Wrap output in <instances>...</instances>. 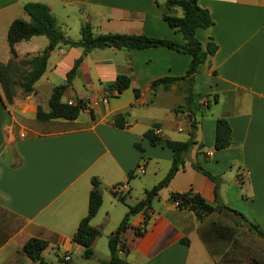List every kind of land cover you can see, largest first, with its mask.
Instances as JSON below:
<instances>
[{
    "label": "crops",
    "instance_id": "0c3cea01",
    "mask_svg": "<svg viewBox=\"0 0 264 264\" xmlns=\"http://www.w3.org/2000/svg\"><path fill=\"white\" fill-rule=\"evenodd\" d=\"M165 2L0 0V63L11 60L6 40L10 24L15 19L29 21L23 10L26 3L45 5L64 41L78 40L60 18L72 7L77 14L73 29L78 33L89 25L94 34L144 35L182 44V35L162 19L163 14L180 17L182 11L166 9ZM198 6L208 11L213 24L196 30L195 37L202 47L213 41L217 49L193 77L190 106L199 107L193 113L195 144L183 168L152 200L146 223L142 213L130 218L121 235L127 253L118 251L124 264H245L243 251L229 250L220 239L225 235L215 231L209 240L211 217L198 221L193 212L177 208L170 199L171 193L192 191L216 205L215 183L193 164L219 180L220 203L244 215L264 234V0H199ZM47 46L44 36L16 43V60L41 55ZM78 59L81 62L62 101L82 100L89 106L72 121H38L36 107L48 111L38 89L47 85L51 93L58 83L53 82L54 76L65 83ZM189 62L187 54L165 48H101L83 53L81 48L58 46L49 52L33 92L16 93L8 104L0 89V264H40L21 252L33 237L47 241L42 257L49 264L55 262L47 255L58 252L69 255V264H100L109 259L108 239L127 213L126 205L144 199L171 166L172 152L152 147L144 133L157 124L155 133L161 138L189 139L183 79ZM119 75L130 79L120 94L108 89ZM161 78L179 80L168 89L160 86L151 91V83ZM123 113L125 127L119 129L114 117ZM217 119L227 121L233 137V144L220 151L213 148ZM139 175L150 179H143L137 189L132 179ZM94 177L103 185L102 203L89 224L100 234L92 243L93 257L85 260L83 247L72 236L87 214ZM115 186L122 187L124 202L112 194Z\"/></svg>",
    "mask_w": 264,
    "mask_h": 264
},
{
    "label": "trees",
    "instance_id": "16d2710c",
    "mask_svg": "<svg viewBox=\"0 0 264 264\" xmlns=\"http://www.w3.org/2000/svg\"><path fill=\"white\" fill-rule=\"evenodd\" d=\"M199 0H166V9L178 8L182 11V16H170L163 14L162 19L166 25L179 32L182 35L183 43L178 44L166 39L150 38L144 35H127L119 33L94 34L89 25H84L80 29V38L77 41L65 40L60 44V39H63V33L57 23L56 18L50 13L48 8L40 3H26L23 5V10L29 17V21L22 19H15L7 30L6 40L11 54V60L3 65L0 63V89L3 96L6 98L5 102L10 104L12 98L16 96L12 88L10 79L15 73L14 66H21L22 80L19 83V88L24 95L33 92L35 83L41 78L46 69V63L49 52L58 46H69L72 48H81L83 53H88L94 49L114 48L118 50L136 51L149 48H165L177 52H182L190 57L188 68L183 79L186 81V103L188 105L190 128L189 139L186 141H170L159 137L155 130L158 125L154 124L152 128L144 133V137L149 141L152 147H162L169 149L172 152L171 166L165 177L154 185L151 189L145 192L144 199L140 200L133 206L126 205L128 210L117 229L111 234L108 239V249L110 257L107 261L100 264H124V260L118 255V251L127 253L126 247L121 241V235L129 227V220L131 217L142 213L145 217L144 223L147 221L146 211L150 209L152 200L158 196L160 190L167 187L169 182L175 174L183 168L185 158L194 142L195 121L193 120V113L199 107L190 106L192 99V84L193 77L197 73L200 65L204 64L206 60L212 56L217 47L213 41L202 47L200 42L195 37V32L198 29H206L213 24V21L208 11L198 6ZM35 36H44L48 40V46L45 51L38 56L16 61V53L14 45L21 41H28ZM81 59L74 62L71 70L66 74V81L64 84L56 86L52 89L48 100V111H44L41 106L36 107L35 118L38 121L46 122L54 119H64L67 121L75 120L80 112L86 109L85 102L77 100L73 105H68L62 101L65 91L69 88ZM179 79L161 78L153 81L150 85L151 91H155L157 87L168 89L174 82ZM130 85V79L126 75H119L115 81L108 86L110 91H116L118 94L125 91ZM135 96L138 97V90H134ZM207 108L209 102H207ZM126 113L118 114L114 117V126L123 129L125 123ZM233 144L232 132L229 124L225 119H217L215 121V136L213 148L215 151H220L230 147ZM135 148L141 151L138 144ZM139 165H137L138 167ZM193 168L215 183L214 196L216 205L207 203L199 194L188 191L185 193H171L170 199L177 202V208L186 209L195 215L198 221H202L216 211L222 210L237 216L241 221L245 222L251 229L255 230L256 234L264 242V234L253 223L249 222L241 213L228 208L220 203L217 189L219 180L213 177L210 173L204 170L197 164H193ZM132 172L128 173L129 179L132 178ZM91 190L88 196L87 214L79 222L76 232L72 236L73 242L83 247L82 257L89 260L93 257L92 243L99 236L98 229L90 226L91 219L96 215L102 203L101 190L99 188L100 182L97 178H92L90 181ZM114 188V187H113ZM112 194L116 196L113 192ZM121 202H124V197H119ZM137 234H140L137 231ZM184 242V241H183ZM119 246V247H118ZM48 247L45 240L39 238H29L22 246L21 252L33 262L40 264H49L44 261L42 252ZM60 262H63L61 258ZM68 264V262H65Z\"/></svg>",
    "mask_w": 264,
    "mask_h": 264
},
{
    "label": "rangeland",
    "instance_id": "374dc122",
    "mask_svg": "<svg viewBox=\"0 0 264 264\" xmlns=\"http://www.w3.org/2000/svg\"><path fill=\"white\" fill-rule=\"evenodd\" d=\"M178 13L180 14V9H177ZM76 10L72 7L67 9V14L64 16H60L61 20L66 21L68 29L70 30L69 35L75 36L77 34V39L80 38V31H76L73 29V22L76 21ZM180 16V15H179ZM60 20V19H59ZM61 44V43H60ZM17 61V60H16ZM15 73L10 79V83H12V88L15 93L20 94L21 96L24 94L19 88V83L22 80L21 66H14ZM53 82L59 86L63 84L64 81L59 79L57 76L53 77ZM39 99L40 102L44 105L45 108L48 110V100L51 93H48L47 85L41 86L39 89ZM51 92V91H50ZM15 98V97H14ZM13 99V98H12ZM4 100L6 98L4 97ZM7 102V101H6ZM12 102V101H11ZM167 151V150H166ZM152 170V169H151ZM148 178L146 181H149V177L146 175H139L134 177L132 180H135L136 186L139 185L143 179ZM135 188H139L138 186ZM136 189V190H137ZM166 190H163L162 196H164ZM1 211V210H0ZM217 213V214H216ZM2 213L0 212V218ZM209 220L212 221L213 226H211L212 230H209L210 235L208 234L209 240L213 239V232H218V235H225L224 237L219 236L220 239L225 240L227 242V246L229 250H242L243 251V259L245 264H264V242L263 240L256 234V232L251 229L245 222L241 221L237 216H234L230 213L224 212L222 210L216 211L211 214ZM1 222V220H0ZM64 254L58 252L56 254L50 253L47 255V258L51 262H55L54 264H66L65 261L60 262L58 261L60 258L63 260ZM69 264V263H68Z\"/></svg>",
    "mask_w": 264,
    "mask_h": 264
},
{
    "label": "built area",
    "instance_id": "2783aa9c",
    "mask_svg": "<svg viewBox=\"0 0 264 264\" xmlns=\"http://www.w3.org/2000/svg\"><path fill=\"white\" fill-rule=\"evenodd\" d=\"M106 98L107 97H103V98H101V102H105L106 101ZM206 102V100L204 101L203 100V103H205ZM68 105H73L75 102H71V101H68V102H66ZM86 106H89V105H86ZM208 155H210V153L208 154ZM140 173H143L144 172V170L143 169H140V171H139ZM113 192L116 194V196H118V197H121L122 195H123V193H122V187L121 186H115L114 188H113ZM175 205H177V202H175ZM63 260L65 261V262H68L69 260H70V257H69V255H65V256H63Z\"/></svg>",
    "mask_w": 264,
    "mask_h": 264
},
{
    "label": "water",
    "instance_id": "95a60500",
    "mask_svg": "<svg viewBox=\"0 0 264 264\" xmlns=\"http://www.w3.org/2000/svg\"><path fill=\"white\" fill-rule=\"evenodd\" d=\"M64 42V40L63 39H60V43H63ZM103 187V185L102 184H99V188H102Z\"/></svg>",
    "mask_w": 264,
    "mask_h": 264
}]
</instances>
